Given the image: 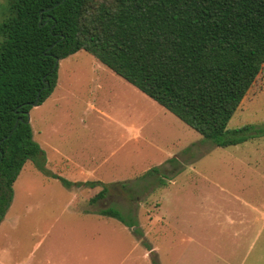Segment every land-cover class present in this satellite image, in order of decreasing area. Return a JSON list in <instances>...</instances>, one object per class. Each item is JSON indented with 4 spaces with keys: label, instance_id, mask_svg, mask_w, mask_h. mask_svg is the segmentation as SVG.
Listing matches in <instances>:
<instances>
[{
    "label": "rangeland",
    "instance_id": "1",
    "mask_svg": "<svg viewBox=\"0 0 264 264\" xmlns=\"http://www.w3.org/2000/svg\"><path fill=\"white\" fill-rule=\"evenodd\" d=\"M49 94L28 113L43 169L28 159L14 181L0 264L33 262L51 222L80 221L69 203L79 213L116 206L135 225L108 224L155 247L144 264H264V134L217 146L84 50L59 60ZM243 124L264 128V64L228 127ZM57 176L110 191L91 203L101 186Z\"/></svg>",
    "mask_w": 264,
    "mask_h": 264
},
{
    "label": "trees",
    "instance_id": "2",
    "mask_svg": "<svg viewBox=\"0 0 264 264\" xmlns=\"http://www.w3.org/2000/svg\"><path fill=\"white\" fill-rule=\"evenodd\" d=\"M79 50L217 146L264 134L253 124L228 127L264 64V0H2L0 223L25 162L38 158L43 169L29 110L52 92L59 60ZM57 177L68 188L101 186L91 203L110 191ZM98 212L135 225L114 205Z\"/></svg>",
    "mask_w": 264,
    "mask_h": 264
},
{
    "label": "crops",
    "instance_id": "3",
    "mask_svg": "<svg viewBox=\"0 0 264 264\" xmlns=\"http://www.w3.org/2000/svg\"><path fill=\"white\" fill-rule=\"evenodd\" d=\"M79 181L99 180H90L86 177L76 182ZM67 208L64 210H70V212L78 214L77 216L79 217L77 219L80 221H63L60 224L58 219H56L51 222L39 242L41 246L44 245V247H41L39 256L33 262L29 261L25 264H30L31 262V264H144L143 259L155 253L154 246L150 245V250L143 249L140 241L134 238L128 240L125 235H122L125 231L121 230L120 227H111L108 224V218L111 216L100 214L98 209L92 212L83 211V213H79L77 211L78 208L72 203H69ZM159 211L160 209L156 212L159 213ZM90 217L95 219L98 224H95ZM162 218L160 215L151 217L149 225L151 223L154 224V221L162 220ZM92 223L96 227L89 230L88 224L92 225ZM105 223L107 227L104 228ZM122 226L123 229L128 228V226L123 224ZM53 231L55 232L52 234Z\"/></svg>",
    "mask_w": 264,
    "mask_h": 264
}]
</instances>
